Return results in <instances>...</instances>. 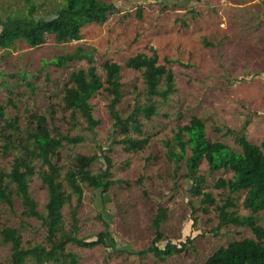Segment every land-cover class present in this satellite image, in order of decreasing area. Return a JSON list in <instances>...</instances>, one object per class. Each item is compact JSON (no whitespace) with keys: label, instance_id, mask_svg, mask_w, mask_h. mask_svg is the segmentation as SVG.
<instances>
[{"label":"rangeland","instance_id":"374dc122","mask_svg":"<svg viewBox=\"0 0 264 264\" xmlns=\"http://www.w3.org/2000/svg\"><path fill=\"white\" fill-rule=\"evenodd\" d=\"M48 1L52 4L58 0ZM103 1L112 2L117 10L102 25L83 26L79 40L57 42L52 35H46L44 42L36 47L17 41L10 49L0 48V81L5 79L10 90L1 88L0 102L13 101L14 106H8L6 114L10 118L17 115L21 126L29 113L41 114L51 105L59 106L63 82L72 70L85 68L87 64L75 61L65 68H57L49 61L78 46L93 47L97 74L102 78L103 62L112 60L123 64L125 59L137 53L148 52L149 46L155 48L162 64L164 58L187 64L167 65L175 77L176 93L167 102L160 101L158 115L144 120L145 130L155 133L148 146L136 154H127L120 146H114L109 152L112 178L121 179L128 186L125 183L113 185L103 199L84 187L82 204L78 208V237L94 240L103 230L96 219L101 213L118 249L143 250L154 236L151 221L161 205L169 210L168 220L162 227L164 242L179 244L190 235L193 243L186 251L164 262L152 254L138 258L126 252L113 253L102 246L92 249L69 243L67 247L79 255L81 264H203L219 246L253 235L248 229L231 226L216 232L214 208L208 214L198 211L192 215L190 202L197 207V200L187 193L183 178H173V166L165 157L163 141L170 139L178 124L188 123L192 116L203 120L209 139L224 142L236 152L239 149L234 143L235 137L225 135V127L240 131L248 122L246 137L253 143L264 141V24H261L260 1ZM20 5V0H0V12ZM138 9L141 18L136 16ZM122 69L125 96L118 108L125 115L133 105L134 88L140 90L142 81L138 72ZM108 100L109 96L103 92L90 100L93 117L100 122L93 133L85 128L81 119L71 130V125L62 119L64 113L59 110L55 113L54 122L61 132L85 136L83 142L62 150L64 168L74 153L99 154L97 146L109 143L112 120L107 112ZM216 128L222 130L218 132ZM9 160L0 156V167L7 169ZM100 167V163H95L93 172H99ZM200 169L206 173V164L203 163ZM184 170L182 168L180 174ZM230 175L219 171L208 177V182ZM30 190L41 208L46 190L37 176L32 178ZM209 191L218 196L219 191ZM242 199L243 196L240 201ZM71 203L74 204V198ZM14 210V213L7 209L0 213V228L3 225L19 226L23 221V243H42L45 230L39 221L21 218L22 207L17 200ZM247 212L240 208V214ZM62 213L68 224L69 206H65ZM9 254V246L0 245V264H8Z\"/></svg>","mask_w":264,"mask_h":264},{"label":"trees","instance_id":"16d2710c","mask_svg":"<svg viewBox=\"0 0 264 264\" xmlns=\"http://www.w3.org/2000/svg\"><path fill=\"white\" fill-rule=\"evenodd\" d=\"M20 1V7L0 12L2 49L14 47L17 41L36 47L44 42L46 35H52L57 42L79 40L83 26L102 25L117 10L112 2L103 0H58L52 4L48 0ZM136 16L141 18L140 9ZM94 53L91 46H78L49 61L57 68H65L75 61H85L87 66L69 73L59 92V106L51 105L41 114L29 113L24 126L19 125L17 115L7 117L6 109L14 106L13 101L0 102V156L10 159L7 169L0 167V213L5 209L14 213V201L17 200L22 207L21 218L38 220L45 230L42 243L25 245L23 221L19 226L3 225L0 245L9 246L8 264H81L79 255L68 249L69 243L92 249L102 246L107 251L126 252L138 258L152 254L164 262L186 251L193 243L190 235L179 244L164 242L162 227L168 220L169 210L161 205L151 221L154 236L143 250L118 249L101 213L96 219L103 230L94 240L78 237V208L82 204L84 187L102 198L113 185L127 184L112 178L109 152L114 146H120L127 154H136L148 146L155 133L145 130L144 120L158 115L160 101L165 103L176 93L175 77L167 65L188 66L168 58H164V64L160 63L155 48L149 46L148 52L137 53L125 59L123 64L112 60L103 62L102 78L97 74ZM122 67L138 72L142 81L140 90L134 88L133 105L125 115L118 108L125 96ZM2 87L10 91L5 79L0 81V91ZM100 92L109 96L107 112L112 120L109 143L97 146L99 154L74 153L64 168L62 150L83 142L85 136L61 132L55 125L54 115L58 110L63 112L62 119L71 125V130L81 119L85 128L93 133L100 122L93 117L90 100ZM247 125L248 122L240 131L225 127L224 134L235 137L238 152L224 142L209 139L205 123L197 116H192L186 124H178L170 139L163 141L165 157L173 166V178H183L187 193L197 200V207L190 202L192 215L198 211L208 214L214 208L216 232L231 226L248 229L253 235L219 246L203 264H264V141L251 142L245 135ZM221 130L216 128L218 132ZM97 162L101 167L94 173L92 168ZM203 163L207 166L206 173L200 169ZM182 168L185 170L180 174ZM219 171L231 175L219 176L209 183L208 177ZM34 176L46 190L41 208L30 190ZM209 189L219 191L218 196ZM73 198L74 204L71 203ZM65 206H69L68 224L62 213ZM241 207L248 212L240 214ZM193 220L195 223L196 217Z\"/></svg>","mask_w":264,"mask_h":264},{"label":"crops","instance_id":"0c3cea01","mask_svg":"<svg viewBox=\"0 0 264 264\" xmlns=\"http://www.w3.org/2000/svg\"><path fill=\"white\" fill-rule=\"evenodd\" d=\"M260 1V6L262 7V22L261 24H264V0H259Z\"/></svg>","mask_w":264,"mask_h":264}]
</instances>
